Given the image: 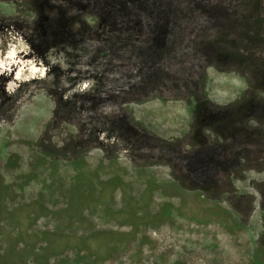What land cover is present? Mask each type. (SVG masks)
<instances>
[{"label": "rangeland", "instance_id": "374dc122", "mask_svg": "<svg viewBox=\"0 0 264 264\" xmlns=\"http://www.w3.org/2000/svg\"><path fill=\"white\" fill-rule=\"evenodd\" d=\"M0 65V264H264V0H0Z\"/></svg>", "mask_w": 264, "mask_h": 264}, {"label": "trees", "instance_id": "16d2710c", "mask_svg": "<svg viewBox=\"0 0 264 264\" xmlns=\"http://www.w3.org/2000/svg\"><path fill=\"white\" fill-rule=\"evenodd\" d=\"M162 29L163 28H161L159 30H162ZM40 38H43V40L45 39V37H42V36ZM73 40H74V35L71 34L70 27H65L64 30L60 33V37L55 36L54 41H52L48 46H46V48L44 50H40L39 45L33 41L31 42V46H32L34 52L37 51L40 55H42V57H47L48 53H50V51H52L53 49H59L61 46H64ZM50 65H51L50 69H53V71H54L52 73V76L56 77L57 80H59L62 77V72H64L63 69L59 66V64H50ZM69 70L70 71L74 70L73 65L70 66ZM86 81H95V76H93L91 79L83 80L82 82L81 81H75L74 83L71 84V86L69 87V90L67 89L65 92H67V91L73 92V95L71 98L74 101H78L83 96L85 97L88 93L87 92H78V91L74 92V90L77 89L76 86H78V85H80ZM34 83H37V82H34ZM98 83H99V79H98ZM27 85L29 86V88L32 86V84H27ZM93 91H97V89L94 88ZM22 95H23L22 91H19L16 94L14 104H15V102H17L22 97ZM89 98H90V100H93L96 97L90 96ZM67 100H69V99H67ZM66 103H68V102H66ZM250 103L251 102H249L246 106H244V108H242V110L249 108ZM257 105H258V103L256 104V107H257ZM208 110H209L208 109V103L202 102V101L198 102L197 109H196L197 129L199 131H202L204 128L209 127V128H212L218 135L224 136L223 132L219 128L216 127L217 124H219L223 121L220 117V114H213L211 111H208ZM209 112H211V113L209 114ZM195 140L200 145H205V143H202L196 137H195ZM210 164H211V166L214 165V163H210Z\"/></svg>", "mask_w": 264, "mask_h": 264}, {"label": "bare ground", "instance_id": "6f19581e", "mask_svg": "<svg viewBox=\"0 0 264 264\" xmlns=\"http://www.w3.org/2000/svg\"><path fill=\"white\" fill-rule=\"evenodd\" d=\"M9 55H10V58L11 59H15V58H18V57H16L17 56V51H16V49L14 48L13 50H11V52L9 53ZM21 59H19V61H20ZM24 61V60H23ZM22 61V62H23ZM14 62V61H13ZM16 62V61H15ZM21 62V63H22ZM2 64V63H1ZM2 65H4V64H2ZM2 65H0V66H2ZM14 65V64H13ZM28 67V73H29V75L28 76H35V75H37V74H46L45 72H46V70L44 69V68H42V67H40L38 64H35L34 62H30V64H28V65H26V64H22L21 66H20V68H19V71H18V73H16L17 74V77H18V79H21L22 77H23V75L26 73V68ZM5 69H6V67H4ZM7 70V69H6ZM36 78V77H35Z\"/></svg>", "mask_w": 264, "mask_h": 264}]
</instances>
